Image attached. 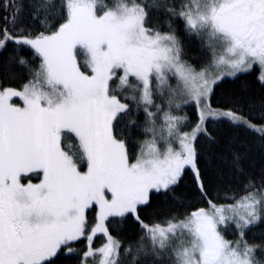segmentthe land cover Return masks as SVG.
I'll return each mask as SVG.
<instances>
[{
    "label": "snow or ice",
    "instance_id": "6c2138e0",
    "mask_svg": "<svg viewBox=\"0 0 264 264\" xmlns=\"http://www.w3.org/2000/svg\"><path fill=\"white\" fill-rule=\"evenodd\" d=\"M0 13V264H120L121 249L131 264H264L247 239L264 170L250 171L248 139L220 143L238 129L264 156V0H0ZM257 67L258 98L213 100ZM214 158L229 175H209ZM185 177L205 207L173 195L142 214ZM128 223L125 245L113 233Z\"/></svg>",
    "mask_w": 264,
    "mask_h": 264
},
{
    "label": "trees",
    "instance_id": "16d2710c",
    "mask_svg": "<svg viewBox=\"0 0 264 264\" xmlns=\"http://www.w3.org/2000/svg\"><path fill=\"white\" fill-rule=\"evenodd\" d=\"M103 4H110L112 3V0H100ZM0 15H3V13H0ZM186 58L191 59V62L193 64H196L199 66V64L202 61V56L199 54V42L196 40H193L191 43H189L186 46ZM257 74L258 70L255 68V70H250L248 72L241 73L233 78H224L222 79L223 82L218 83V87H216V95L213 97V100H218L221 96L229 95L232 93H243L245 95H252L253 97H259L262 93L260 90V84L257 80ZM183 110L188 113L190 116H194V106H185ZM139 118L142 120L143 115L140 114ZM232 135H239L240 139H248L249 142L253 144V150L250 153L249 157V167L250 171L256 175H259L262 170H264V156L261 155L260 151L255 148V141L252 140L251 136L245 135V133L238 129H226L224 133L221 136L220 143L221 145H224L228 138ZM139 139H143V135H139ZM136 149H133L135 151ZM202 161V166H203ZM217 170H223V172L226 175H229V170L224 166V164L219 161L218 159H213L210 166H209V175L215 177L217 174ZM31 179L36 180L35 176L29 177ZM227 183V180L220 181V196L224 195V187L223 185ZM217 187V183L214 182L213 184V195H216L215 188ZM239 188V185L236 186ZM231 193H229L230 195ZM173 195L176 197H179L180 199L184 200L185 202H190L194 204L197 207H205L206 204L203 202L198 203L197 198H194V194L191 190V183L188 180L187 177H185L184 180L180 182V184L174 188L173 193L167 194V196L159 193L153 192L152 195V201L147 206V208H142V214L147 216L149 219L152 218L151 212L154 208L157 207H166L169 205H173L176 203L173 199ZM223 202V201H221ZM179 206V205H177ZM181 210H183L181 208ZM94 212L95 208L93 207L88 211V217L89 219L94 222ZM114 235H118L126 245L129 240H135L136 237L139 235V226L133 225L132 223L125 224L119 231H114ZM238 234L233 228H230L226 236L228 239H235ZM247 239L250 242L255 243H261L264 242V223H260L256 225L255 227H252L247 232ZM104 237L102 234H97L94 241V247H98L101 243H103ZM86 244V241L82 238L79 243L75 244L74 247L77 248H84ZM121 262L120 264H131L132 257L131 256H123V249H121ZM256 257L259 258L261 256H264V253L257 250L255 253ZM52 264H68V259L64 257L63 255H59L58 258L54 259L52 261Z\"/></svg>",
    "mask_w": 264,
    "mask_h": 264
},
{
    "label": "rangeland",
    "instance_id": "374dc122",
    "mask_svg": "<svg viewBox=\"0 0 264 264\" xmlns=\"http://www.w3.org/2000/svg\"><path fill=\"white\" fill-rule=\"evenodd\" d=\"M257 70H258V72H259V69H258V67H257ZM241 73H244V72H240V73H237V75H239V74H241ZM236 75V76H237ZM258 75V74H257ZM224 78H233V77H230V76H226V77H224ZM224 78H222V79H224ZM172 83L173 84H175V80H172ZM217 83H219V82H217ZM14 102H19V100H18V98H14ZM183 113H186L183 109H182V111H181V113H179V114H183ZM84 167L86 168V165H84ZM31 179V178H30ZM34 182L36 181V180H34V179H32ZM24 182H27L26 180L24 181ZM93 207H90L89 208V210L90 209H92ZM88 210V211H89ZM87 215H88V213H87ZM94 216H95V212H94ZM99 234V233H98Z\"/></svg>",
    "mask_w": 264,
    "mask_h": 264
}]
</instances>
